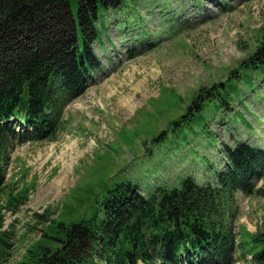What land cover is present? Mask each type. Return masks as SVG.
Listing matches in <instances>:
<instances>
[{
    "label": "rangeland",
    "instance_id": "374dc122",
    "mask_svg": "<svg viewBox=\"0 0 264 264\" xmlns=\"http://www.w3.org/2000/svg\"><path fill=\"white\" fill-rule=\"evenodd\" d=\"M109 19L121 31L131 24L136 32L122 46H157L105 64L97 83L63 111L57 141L27 144L13 153L11 200L28 199L17 211L12 206L1 212L5 228L14 232L12 260L40 236L35 215L46 208L55 219L66 203L89 218L101 208L104 190L118 183L130 182L148 196L157 184L172 189L187 177L198 184L213 180L227 163L215 142L232 134L235 140L250 138L252 124L258 129L255 141L264 145V79L244 90L232 112L208 114L209 127L199 120L183 129L172 122L201 89L231 80L249 59L264 33V0H124ZM114 47L109 29L100 31L96 55ZM250 205L249 212L241 210L246 218L240 224L261 226L264 201Z\"/></svg>",
    "mask_w": 264,
    "mask_h": 264
},
{
    "label": "trees",
    "instance_id": "16d2710c",
    "mask_svg": "<svg viewBox=\"0 0 264 264\" xmlns=\"http://www.w3.org/2000/svg\"><path fill=\"white\" fill-rule=\"evenodd\" d=\"M123 2L0 0V201L5 208L17 211L28 199L12 203L5 180L10 149L59 138L65 106L86 92L91 73L101 66L95 52L100 31L108 28L115 45V39L136 38L131 24L121 31L110 22ZM231 76L201 89L174 124L183 129L199 120L207 127L208 114L234 110L244 90L264 79V33ZM224 152L226 169L215 184L199 185L188 177L179 188L155 185L148 196L132 183L116 184L105 189L101 208L89 218L66 203L55 219L47 208L35 215L34 229L42 227L38 240L15 264H234L241 249L240 258L250 252V264H264V233L247 235L239 245L234 234L236 192L264 195V187H258L264 182V151L237 143L225 145ZM2 226L1 219L0 264H9L14 232Z\"/></svg>",
    "mask_w": 264,
    "mask_h": 264
}]
</instances>
